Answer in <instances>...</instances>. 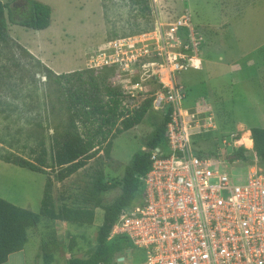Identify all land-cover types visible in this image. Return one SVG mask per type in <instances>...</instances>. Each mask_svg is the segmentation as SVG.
Wrapping results in <instances>:
<instances>
[{"label": "rangeland", "instance_id": "1", "mask_svg": "<svg viewBox=\"0 0 264 264\" xmlns=\"http://www.w3.org/2000/svg\"><path fill=\"white\" fill-rule=\"evenodd\" d=\"M3 1L10 3L11 6H20L22 9L20 11L26 10L25 0ZM41 1L53 8L51 25L47 29L37 31L11 23V35L58 74L91 68V65H95L91 59L103 51L109 40L139 33L152 25L151 11L142 9L138 4H134L133 0ZM191 1L159 0L158 8L164 10V16L168 11L174 16H179L185 8L190 11L205 39L203 44L205 51L203 48L200 56L202 58L206 56V50L209 49L208 58L212 61L209 67L212 72L217 69L213 61H219L220 56H223L224 63L234 64L237 56L244 53L245 56L236 63L243 64L251 44L264 40V0H210L215 4L208 7L206 12L199 8L204 5V0H195L196 7L192 6ZM111 33H114L113 37H109ZM39 67L36 61L23 52L0 45L1 153L12 150L18 155L31 158L35 154L33 149L40 150L43 142L50 149L54 130L48 120L54 123L58 121L54 116L47 120L51 106H46L44 101L45 94L53 92V86L56 85L48 84L50 79L46 78L43 72L36 73ZM197 86L194 83L190 86L192 91L190 90L185 105L192 102ZM125 101L128 102L123 96L122 106L127 110L124 106ZM229 103H222L217 95L213 99L209 97L208 105L202 103L203 106L198 109L201 112L195 116V123H192L194 126L189 128L192 132L193 149L211 155L221 153L225 149L232 154L234 149L244 147L240 143L249 141L251 133L248 126L236 124ZM194 104L190 106L193 112L196 111ZM248 113L243 107L239 115L245 117ZM164 115V112L147 107L140 123L127 133L117 135L116 138L111 137L110 155L100 151L89 159L85 167L65 180L60 182L54 180L53 193L57 209L70 206L91 208L95 211L92 223L68 225L65 246L64 248L59 246L56 251L58 264H67L66 257L85 256L95 248L97 229L103 221L104 214V210L96 206L97 200L108 204L121 194V178L126 164L137 151L141 150L145 138L162 122ZM206 116H212L214 125V128L208 131L198 125L199 121L201 124L208 121ZM120 126L119 122L117 127ZM247 154L251 158L249 161H233L229 158L227 170L233 173H246L248 166L252 164H258L264 169V163L255 157L252 150L247 149ZM48 159L52 162L50 152ZM223 167L224 165H220L221 169ZM48 174L54 178L50 169L43 173L0 159V196H11L15 198H10L15 200L14 204L25 206L24 208L35 211L40 216L38 224L29 229L28 246L29 249H37L38 264H46L39 254L42 241L39 238L40 230L55 225L41 213L44 179ZM105 185H109L110 188L104 189ZM127 256L132 257L129 264H145L141 250L132 248L120 257L126 259ZM123 261L124 259L117 260L115 264H124Z\"/></svg>", "mask_w": 264, "mask_h": 264}, {"label": "built area", "instance_id": "2", "mask_svg": "<svg viewBox=\"0 0 264 264\" xmlns=\"http://www.w3.org/2000/svg\"><path fill=\"white\" fill-rule=\"evenodd\" d=\"M148 1L151 27L109 40L91 59L93 69L115 70L113 84L121 86L128 113L151 99L152 109L170 117L167 148L151 151L140 199L122 209L110 237L126 235L145 264H264V169L252 164L233 173L225 149L215 157L193 149L189 128L203 104L194 112L185 106L188 90L179 75L201 68L205 39L189 10L164 16L159 0ZM206 119L198 125L213 129L212 116Z\"/></svg>", "mask_w": 264, "mask_h": 264}, {"label": "trees", "instance_id": "3", "mask_svg": "<svg viewBox=\"0 0 264 264\" xmlns=\"http://www.w3.org/2000/svg\"><path fill=\"white\" fill-rule=\"evenodd\" d=\"M25 1L26 10L20 11V6H11L10 3L0 0V45L19 50L29 56L40 66L36 73L43 72V75L50 79L48 84L56 85L53 86V92L45 94L44 102L46 106H51L50 110H47V120L54 116L58 122L48 120L54 130L50 149L43 142L40 150L33 149L35 154L31 158L6 150L5 153L0 152V159L33 171L46 173V169H50L54 178L47 175L41 213L54 219L89 224L95 217V211L91 208L63 206L56 210L53 182L63 181L85 167L89 159L100 151L110 155L111 137L116 138L140 123L147 107L151 105V99H147L141 109L128 113L122 106L121 86L112 82L115 70L109 66L56 73L11 35V23L33 30L47 29L52 23L51 5L41 0ZM133 2L142 9L151 11L148 0ZM113 35L114 33H111L109 37ZM169 118V114L165 113L162 122L145 138L146 148L137 151L126 164L121 178V194L108 204L97 200L96 206L102 208L104 214L97 229L95 248L85 256L72 255L67 264H115L127 250L134 248L126 235L110 237V234L122 209L140 199L143 189L140 176L145 175L151 168V151L166 150V127ZM119 122L121 126L117 127ZM250 130L257 159L264 163V128L254 126ZM49 152L52 162L48 159ZM230 158L233 161L251 159L244 147L234 149ZM103 188L108 189L110 186L105 185ZM39 219L38 213L0 196V264L6 262L11 253L25 247L28 242V228L34 226Z\"/></svg>", "mask_w": 264, "mask_h": 264}, {"label": "crops", "instance_id": "4", "mask_svg": "<svg viewBox=\"0 0 264 264\" xmlns=\"http://www.w3.org/2000/svg\"><path fill=\"white\" fill-rule=\"evenodd\" d=\"M191 3L192 6H197L195 0H192ZM203 4L204 5H201L199 8L201 11L206 12V10L209 9L208 7H211V5L215 3L210 0H204ZM226 43H228L227 40ZM206 56L203 58L201 56L202 63L205 61L203 65L204 67L201 66L200 69L191 68L183 71L179 75V80L187 87L188 90L186 100L188 99V95L191 93L190 90L192 91L190 86L193 83L198 85V89L195 91L196 94L194 95L192 102L185 106L190 107L194 103V105H196L197 103L203 102L207 103L208 105L209 97L213 99V97L217 95L219 96V100L222 103L228 104L230 102L229 104L232 110V115L235 118L236 124L238 126H248V131L250 133L251 127L258 126L264 128V40L251 44L247 53V58L243 64L237 65L236 63H238L237 61H239L240 58L245 56L244 53H241V56H237L234 64L224 63L223 56H220L219 61H213L214 65L217 66L215 72H212L209 67V63L212 62L208 58L209 49L206 50ZM191 71L193 72L191 73ZM200 71H204V73L201 74ZM245 92L248 94H245ZM243 107L245 111L249 112L245 117L239 115ZM244 121H247L248 124ZM127 131L123 132V134L127 133ZM145 148L146 147L144 145L141 146V149ZM46 179L47 177L44 179V183L46 182ZM4 197L13 203H16L14 202L15 200L10 199L12 198L11 196ZM19 206L23 208L25 207L22 205ZM56 210L59 209L56 208ZM46 218L50 219L51 222L53 221L55 225L48 227L49 229L41 228L39 238L40 241H42L40 243L39 249L41 252L39 254L41 255L42 259H44L46 264H58L56 261V257L58 256L56 251L59 249V246L62 248L65 246V233L68 230V225L70 226L71 224L78 223L69 222L62 219H54L47 216ZM37 224L38 222L34 226ZM31 227L33 226L28 228V242L26 243L25 247L22 250L11 253L8 260L2 264H38V262H36V258L38 256L36 251L37 249L32 250V248H30V250L28 248L30 244L29 229ZM66 254L67 253L65 252L64 255ZM70 257L65 258V263ZM123 259L124 264H129L128 262L132 260V257L127 256L126 259L125 257H119L117 260Z\"/></svg>", "mask_w": 264, "mask_h": 264}, {"label": "bare ground", "instance_id": "5", "mask_svg": "<svg viewBox=\"0 0 264 264\" xmlns=\"http://www.w3.org/2000/svg\"><path fill=\"white\" fill-rule=\"evenodd\" d=\"M248 138H249V141L243 142V144H246L247 148L250 149L253 147V139L251 138V136H249Z\"/></svg>", "mask_w": 264, "mask_h": 264}, {"label": "water", "instance_id": "6", "mask_svg": "<svg viewBox=\"0 0 264 264\" xmlns=\"http://www.w3.org/2000/svg\"><path fill=\"white\" fill-rule=\"evenodd\" d=\"M214 157H215V155H214ZM223 157H224V158H226L227 156H226V155H224Z\"/></svg>", "mask_w": 264, "mask_h": 264}]
</instances>
